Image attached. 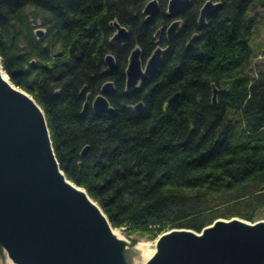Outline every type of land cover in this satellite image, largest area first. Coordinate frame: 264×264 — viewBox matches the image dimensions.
Listing matches in <instances>:
<instances>
[{"label": "trees", "instance_id": "obj_1", "mask_svg": "<svg viewBox=\"0 0 264 264\" xmlns=\"http://www.w3.org/2000/svg\"><path fill=\"white\" fill-rule=\"evenodd\" d=\"M147 1L0 0L2 68L41 106L59 166L113 227L154 238L219 216L252 221L264 209V70L248 69L264 0H218L202 24L206 0L177 16L168 0L146 14ZM115 21L123 41L111 39ZM136 45L143 60L163 50L155 70L126 88ZM106 80L111 108L95 109Z\"/></svg>", "mask_w": 264, "mask_h": 264}, {"label": "water", "instance_id": "obj_2", "mask_svg": "<svg viewBox=\"0 0 264 264\" xmlns=\"http://www.w3.org/2000/svg\"><path fill=\"white\" fill-rule=\"evenodd\" d=\"M190 0H168L166 12L177 16ZM219 5L206 0L198 23ZM157 0L143 12L153 13ZM174 18L168 32L178 24ZM112 40L123 41L127 29L115 21ZM36 33L41 35L42 29ZM163 48L157 45L144 65L140 47L130 52L126 88L155 70ZM111 67L114 57L105 55ZM0 63V262L5 254L16 264H131L126 239L118 236L100 205L86 189L67 178L55 156L43 109L22 87L6 79ZM106 80L93 98L95 109L111 108ZM216 87H213L215 100ZM174 92L168 102L176 99ZM85 101L84 106H86ZM139 101L135 107L141 106ZM143 264H264V218L216 217L199 231L172 227L159 233Z\"/></svg>", "mask_w": 264, "mask_h": 264}, {"label": "rangeland", "instance_id": "obj_3", "mask_svg": "<svg viewBox=\"0 0 264 264\" xmlns=\"http://www.w3.org/2000/svg\"><path fill=\"white\" fill-rule=\"evenodd\" d=\"M255 20H256V24L250 39V43L252 46L251 66L248 69L249 75L252 76L255 75L259 70H264V8L257 6L255 13ZM146 60L147 58L143 60L142 65L145 64ZM260 218H264V209H260V211L256 213L254 220ZM115 228H118L121 231L122 233L121 237L126 239L128 245L133 246L138 240H146L149 241L150 247L154 248L155 246L154 245L155 237L149 238L147 236H143L139 234H127L126 231L124 230V227H115ZM140 260L138 259L139 263ZM5 264H8V259H6Z\"/></svg>", "mask_w": 264, "mask_h": 264}, {"label": "bare ground", "instance_id": "obj_4", "mask_svg": "<svg viewBox=\"0 0 264 264\" xmlns=\"http://www.w3.org/2000/svg\"><path fill=\"white\" fill-rule=\"evenodd\" d=\"M3 77L9 80L7 75H5L4 71H2ZM114 232L118 236H122L121 231L118 228L113 227ZM149 241L146 240H138L135 245L130 247V250H128L129 258L131 261V264H143L147 257L151 255V253L154 251V248L150 247ZM155 245V244H154ZM6 259H8V264H16L11 259L8 258V256L5 254ZM141 258V260H140ZM138 259L140 260V263L138 262Z\"/></svg>", "mask_w": 264, "mask_h": 264}, {"label": "flooded vegetation", "instance_id": "obj_5", "mask_svg": "<svg viewBox=\"0 0 264 264\" xmlns=\"http://www.w3.org/2000/svg\"><path fill=\"white\" fill-rule=\"evenodd\" d=\"M157 6H158V1H157ZM156 10H157V8H156ZM166 10H167V9H166ZM154 12H155V11H154ZM180 21H181V20H180V18H179V22H178V24H177L176 26H178V25L180 24ZM169 25H170V24H169ZM176 26L173 28V30L176 28ZM168 27H169V26H168ZM173 30H172V31H173ZM172 31H171V32H172ZM167 33H170V32H168V28H167ZM161 47H162V46H161ZM152 52H153V51H152ZM149 56H150V55H149ZM149 56H148V57H149ZM148 57H147V58H148Z\"/></svg>", "mask_w": 264, "mask_h": 264}]
</instances>
